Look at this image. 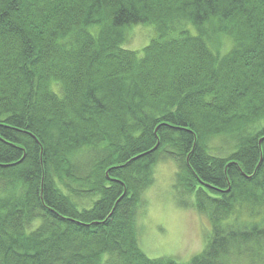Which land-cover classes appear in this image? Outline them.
<instances>
[{
	"label": "trees",
	"instance_id": "16d2710c",
	"mask_svg": "<svg viewBox=\"0 0 264 264\" xmlns=\"http://www.w3.org/2000/svg\"><path fill=\"white\" fill-rule=\"evenodd\" d=\"M164 160L212 226L183 264H264V0H0V264H181L139 239Z\"/></svg>",
	"mask_w": 264,
	"mask_h": 264
},
{
	"label": "rangeland",
	"instance_id": "374dc122",
	"mask_svg": "<svg viewBox=\"0 0 264 264\" xmlns=\"http://www.w3.org/2000/svg\"><path fill=\"white\" fill-rule=\"evenodd\" d=\"M124 48L142 51L155 37L154 28H130ZM226 41L223 49L229 47ZM179 168L164 160L154 170V184L147 189L138 206L137 226L141 249L150 259L170 257L188 263L206 248L212 226L208 217L195 207V196L184 191L178 180Z\"/></svg>",
	"mask_w": 264,
	"mask_h": 264
}]
</instances>
